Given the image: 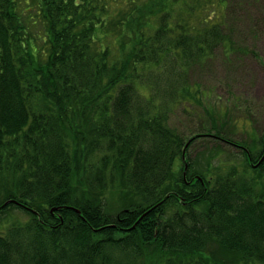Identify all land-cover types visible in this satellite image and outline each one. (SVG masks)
Here are the masks:
<instances>
[{"label": "trees", "instance_id": "obj_1", "mask_svg": "<svg viewBox=\"0 0 264 264\" xmlns=\"http://www.w3.org/2000/svg\"><path fill=\"white\" fill-rule=\"evenodd\" d=\"M198 1L0 0V214L26 215L0 264H264V159L183 176L202 134L169 125L207 94L190 68L235 49L226 0Z\"/></svg>", "mask_w": 264, "mask_h": 264}, {"label": "rangeland", "instance_id": "obj_2", "mask_svg": "<svg viewBox=\"0 0 264 264\" xmlns=\"http://www.w3.org/2000/svg\"><path fill=\"white\" fill-rule=\"evenodd\" d=\"M204 2L199 0L193 5L195 12L198 8L201 13ZM208 9H212L210 5H206ZM188 14L193 19V13ZM206 14L208 18L209 12ZM221 14L219 21L229 25L235 49L230 53L217 46L206 64L190 68L189 80L207 94L200 95L203 99L194 112L186 113L180 107L169 119V125L179 132L205 135L190 144L186 161L197 171L206 166L207 160L210 172L205 169L206 179L218 172L214 167H220L219 171L232 165L240 169L243 163V151L213 138L216 133L250 152L256 149L250 150L249 143L262 139L264 134V0H226ZM208 20L215 22L213 17ZM191 22L199 29L203 27L199 18ZM210 125L215 129L207 133L204 128ZM25 220L26 215L19 210L0 214V231Z\"/></svg>", "mask_w": 264, "mask_h": 264}, {"label": "flooded vegetation", "instance_id": "obj_3", "mask_svg": "<svg viewBox=\"0 0 264 264\" xmlns=\"http://www.w3.org/2000/svg\"><path fill=\"white\" fill-rule=\"evenodd\" d=\"M264 136V135H263ZM262 140H263V143H264V138L262 137ZM231 146L235 147L236 149H241L243 151V153L246 154V158H247V161L250 165V167L252 168H256L260 163H259V160L256 162V163H253L252 160H251V157H250V154L248 152V150L246 148H243L242 146L238 145V144H233V143H230ZM241 147V148H240ZM264 154V153H263ZM262 154V155H263ZM263 162V160L261 161V163Z\"/></svg>", "mask_w": 264, "mask_h": 264}, {"label": "water", "instance_id": "obj_4", "mask_svg": "<svg viewBox=\"0 0 264 264\" xmlns=\"http://www.w3.org/2000/svg\"><path fill=\"white\" fill-rule=\"evenodd\" d=\"M189 142H190V140H188L187 141V143L185 144V146H184V148H183V150H182V161H185V148L188 146V144H189ZM263 159V157L261 158V160ZM260 160V161H261ZM186 168H187V166H186V164L184 165V171L186 170ZM7 203V202H6ZM5 203V204H6Z\"/></svg>", "mask_w": 264, "mask_h": 264}]
</instances>
